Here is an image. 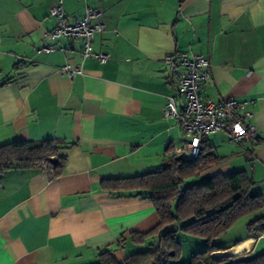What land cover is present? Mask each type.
<instances>
[{
  "label": "crops",
  "instance_id": "1",
  "mask_svg": "<svg viewBox=\"0 0 264 264\" xmlns=\"http://www.w3.org/2000/svg\"><path fill=\"white\" fill-rule=\"evenodd\" d=\"M55 2L0 0V146L54 139L65 156L55 177L45 164L2 173L0 264H93L104 250L121 261L159 239L132 240L159 222L146 192L102 181L156 171L185 142L163 114L165 97L177 95L164 58L180 51L209 59L203 94L247 101L258 135L241 144L224 131L207 135L204 145L221 160L185 183L244 171L264 197V0H63L70 21L99 11L104 31L92 51L107 54L104 62L84 58L79 39L43 37ZM45 46L55 49L38 51ZM64 66L82 71L69 77ZM261 216L264 209L215 240L222 258L264 252V232L250 225Z\"/></svg>",
  "mask_w": 264,
  "mask_h": 264
},
{
  "label": "trees",
  "instance_id": "2",
  "mask_svg": "<svg viewBox=\"0 0 264 264\" xmlns=\"http://www.w3.org/2000/svg\"><path fill=\"white\" fill-rule=\"evenodd\" d=\"M202 139L200 155L193 160L177 159L156 171L145 174L104 179L103 187L118 191L146 192L144 197L152 204L159 218L158 224L143 234H133L132 240L144 242L147 237L159 239L148 248L131 253L119 261L109 250L99 253L93 264H264V252L244 253L215 259L213 251L222 250L215 240L221 237L239 219L264 209V197L254 190V182L244 171L228 175L216 174L197 182L186 184L188 178L198 176L219 158ZM60 146L54 139L40 141H16L0 146V178L11 167L46 165L53 177L58 176L65 163L60 156ZM50 157L56 161L50 162ZM182 185V189L179 186ZM176 224L175 230L162 232L167 226ZM264 232V216L250 225ZM200 239L204 247L190 254L189 259H180L182 243L178 232Z\"/></svg>",
  "mask_w": 264,
  "mask_h": 264
},
{
  "label": "built area",
  "instance_id": "3",
  "mask_svg": "<svg viewBox=\"0 0 264 264\" xmlns=\"http://www.w3.org/2000/svg\"><path fill=\"white\" fill-rule=\"evenodd\" d=\"M55 19L50 30L43 31V37L59 44L63 38L81 40L82 56L92 57L100 62L107 59V54L92 51L94 37L104 31V24L98 19L99 11L86 8L79 20L67 19L63 0H56L49 12ZM55 46H45L38 51L48 52ZM60 50H64L59 47ZM164 62L168 66L167 81L177 95L165 97L163 114L176 119L185 142L174 149V154L188 161L200 155L202 139L216 131H224L229 140L241 144L246 139H257L255 125L250 121L252 112L247 109V101L226 98L214 101L203 94V87L210 77V61L207 57L186 51L166 55ZM61 71L73 77L82 71L81 67L64 66Z\"/></svg>",
  "mask_w": 264,
  "mask_h": 264
},
{
  "label": "rangeland",
  "instance_id": "4",
  "mask_svg": "<svg viewBox=\"0 0 264 264\" xmlns=\"http://www.w3.org/2000/svg\"><path fill=\"white\" fill-rule=\"evenodd\" d=\"M239 231H240L239 227L231 230L224 237H222V238H225L223 240V242H226L227 240L232 239V237L236 236L239 233ZM178 238L183 245V251H182V255H181L180 259L187 260V259H189L190 254L192 252L200 251L204 247V244L201 242L200 239L187 236L180 231L178 232ZM238 249H240V248H238Z\"/></svg>",
  "mask_w": 264,
  "mask_h": 264
},
{
  "label": "water",
  "instance_id": "5",
  "mask_svg": "<svg viewBox=\"0 0 264 264\" xmlns=\"http://www.w3.org/2000/svg\"><path fill=\"white\" fill-rule=\"evenodd\" d=\"M177 159H180V156H177ZM56 159L54 157H50V162L54 163ZM182 189V185L179 186ZM211 256L215 259H220L224 256V252L222 250L213 251Z\"/></svg>",
  "mask_w": 264,
  "mask_h": 264
},
{
  "label": "bare ground",
  "instance_id": "6",
  "mask_svg": "<svg viewBox=\"0 0 264 264\" xmlns=\"http://www.w3.org/2000/svg\"><path fill=\"white\" fill-rule=\"evenodd\" d=\"M238 248H242V246L241 247H238ZM238 248H236V249H238Z\"/></svg>",
  "mask_w": 264,
  "mask_h": 264
}]
</instances>
